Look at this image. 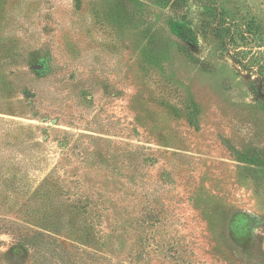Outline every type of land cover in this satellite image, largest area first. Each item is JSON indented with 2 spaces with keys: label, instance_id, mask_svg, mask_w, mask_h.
I'll return each mask as SVG.
<instances>
[{
  "label": "rangeland",
  "instance_id": "obj_1",
  "mask_svg": "<svg viewBox=\"0 0 264 264\" xmlns=\"http://www.w3.org/2000/svg\"><path fill=\"white\" fill-rule=\"evenodd\" d=\"M219 14L264 28V0H0V264H264V87Z\"/></svg>",
  "mask_w": 264,
  "mask_h": 264
},
{
  "label": "trees",
  "instance_id": "obj_2",
  "mask_svg": "<svg viewBox=\"0 0 264 264\" xmlns=\"http://www.w3.org/2000/svg\"><path fill=\"white\" fill-rule=\"evenodd\" d=\"M216 32L223 48L233 58L239 71L247 77H253L259 91L262 92L264 87V28L255 22L238 23L229 19L228 16L219 14ZM202 66L208 69L206 64L203 63ZM26 95L34 94L33 91H29ZM257 95H259L258 92ZM27 106L31 108L33 105L28 104Z\"/></svg>",
  "mask_w": 264,
  "mask_h": 264
}]
</instances>
